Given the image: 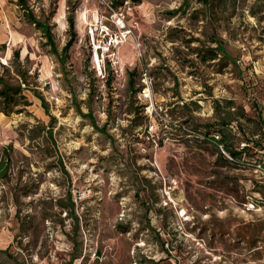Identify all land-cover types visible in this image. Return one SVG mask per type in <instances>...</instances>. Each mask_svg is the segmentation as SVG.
Segmentation results:
<instances>
[{"label": "rangeland", "instance_id": "obj_1", "mask_svg": "<svg viewBox=\"0 0 264 264\" xmlns=\"http://www.w3.org/2000/svg\"><path fill=\"white\" fill-rule=\"evenodd\" d=\"M97 8L0 0V62L18 49L56 117L53 136L37 127L31 140L25 126L51 120L37 96L27 91V112L0 111V155L11 156L0 264H264L262 172L226 159L215 128L201 127L234 116L224 125L231 148L264 146V0H141L110 83L89 62L82 13ZM69 14L76 37L62 58ZM218 44L228 55L204 60Z\"/></svg>", "mask_w": 264, "mask_h": 264}, {"label": "trees", "instance_id": "obj_2", "mask_svg": "<svg viewBox=\"0 0 264 264\" xmlns=\"http://www.w3.org/2000/svg\"><path fill=\"white\" fill-rule=\"evenodd\" d=\"M113 1L116 6H120L122 5L124 0H113ZM133 1L136 4L141 3V0H133ZM198 1L202 2L205 6L208 7V6H212L216 0H198ZM218 1H221V0H218ZM196 13H198V10H196ZM29 15H30V18H29L30 22L35 24L38 28L44 29L45 34L51 39L50 43L51 44L54 43L52 35L50 34V27L47 24L48 22H46V20H39L32 13ZM68 21H69V31L71 33V39L67 42V44L63 48V51L61 53L62 58L64 57V55L67 54L68 49L73 44L74 38L76 37L74 16L69 14ZM219 51H222L226 55H228V53L223 49V46L218 44L217 46L213 48H208L206 50V55L204 56V60L217 58ZM89 62H90V65L93 66L91 55L89 58ZM30 71L31 69L27 65L21 62L20 51L18 49L13 51V58H12L11 63L4 64L0 62V111L7 115H11L13 113L27 112L28 106L32 104V102L29 100L27 91H31L35 96H37L41 100L42 105L45 111L47 112V114L50 115L51 120H50V125L48 129H46L47 127L43 126L40 122H38L36 126H29V127L28 125L25 126L28 132L27 136L31 140H34L38 136H40V135L37 136L36 134H34V131L35 129H37V127L38 128L43 127L50 136H53L52 126H53L54 121H56V117L53 114H51L49 110V104L46 100V97L38 89V85L37 84L31 85L30 78L33 77L36 80L38 76L36 73L32 76V74H30ZM113 71H114L113 69L108 68L107 77H106L105 82H109V83L111 82L109 80V76ZM135 75H136V72L134 70L129 72L128 88L131 92L134 93V95H136L137 92L141 91L142 89V86H139L138 88L135 86L136 84V80L134 79ZM186 103L187 102H184L183 105H188ZM228 103L229 105H231L233 101L229 100ZM258 106H257L258 113L262 116L261 120L264 123V107L262 106L258 107ZM217 107L218 108L220 107L219 103ZM217 113L219 114L220 112H217ZM230 114L232 115L233 113L230 112ZM86 115H90V117L93 120V123H95V120L92 116L91 111H89V113ZM232 120H234V116H231L229 119V121H232ZM229 121H226L224 116H221L219 120L215 122L201 124V127H208V128L214 127L215 129L212 134L213 140L216 143L223 145V147L225 146L227 149L226 151H228L231 155H233L239 163L241 164L251 163L254 160L263 161L264 158L261 156V152H259V150L264 149V146L262 147L259 143L256 144L257 142L256 143L253 142L255 141L253 139L252 141H249V138H246L248 139L247 141L246 140L238 141V144L236 145V147L231 148V146L227 142L226 133L224 130L225 124L230 125L229 123L231 122ZM104 130L105 128L103 127L102 131ZM243 141L248 143L249 145L240 149L239 146L241 142ZM9 147L10 146H7L4 149V152L8 151ZM223 155L226 157V159H228V157L225 154ZM10 161H11V156L9 152H6L5 154L0 155V179H5L9 176ZM69 195L71 197L72 192H70ZM70 205L72 209L75 207V203L73 200L71 201ZM1 251L8 254V250H1Z\"/></svg>", "mask_w": 264, "mask_h": 264}, {"label": "built area", "instance_id": "obj_3", "mask_svg": "<svg viewBox=\"0 0 264 264\" xmlns=\"http://www.w3.org/2000/svg\"><path fill=\"white\" fill-rule=\"evenodd\" d=\"M138 6L140 3L136 4L133 0H124L120 6H116L113 0H99V8L91 13L88 12L89 10L82 13L87 25L86 32L93 67L104 78H106L108 68L118 71L120 66L118 48L133 33L132 27L128 24V17L133 14ZM111 24L119 31H115ZM145 95H148L146 91ZM248 145L243 141L239 148L242 149ZM221 148L228 159L237 161L233 155L224 149L223 145ZM259 152L264 153V149H260ZM251 165L256 171L262 172L263 176L261 177H264V160H254Z\"/></svg>", "mask_w": 264, "mask_h": 264}, {"label": "crops", "instance_id": "obj_4", "mask_svg": "<svg viewBox=\"0 0 264 264\" xmlns=\"http://www.w3.org/2000/svg\"><path fill=\"white\" fill-rule=\"evenodd\" d=\"M4 22L7 27H10L9 18L7 15L4 16Z\"/></svg>", "mask_w": 264, "mask_h": 264}, {"label": "bare ground", "instance_id": "obj_5", "mask_svg": "<svg viewBox=\"0 0 264 264\" xmlns=\"http://www.w3.org/2000/svg\"><path fill=\"white\" fill-rule=\"evenodd\" d=\"M59 20H61V16L59 17ZM186 213V212H185Z\"/></svg>", "mask_w": 264, "mask_h": 264}]
</instances>
